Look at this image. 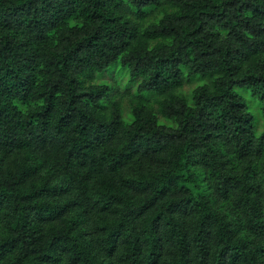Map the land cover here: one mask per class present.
<instances>
[{
	"label": "trees",
	"instance_id": "obj_1",
	"mask_svg": "<svg viewBox=\"0 0 264 264\" xmlns=\"http://www.w3.org/2000/svg\"><path fill=\"white\" fill-rule=\"evenodd\" d=\"M236 86L264 0H0V264H264Z\"/></svg>",
	"mask_w": 264,
	"mask_h": 264
},
{
	"label": "rangeland",
	"instance_id": "obj_2",
	"mask_svg": "<svg viewBox=\"0 0 264 264\" xmlns=\"http://www.w3.org/2000/svg\"><path fill=\"white\" fill-rule=\"evenodd\" d=\"M235 90L237 91L238 94H240V96L246 102L248 110L255 116L257 120L258 132L261 131L264 128V122L263 120H260L261 117H260V107L258 100L252 97L249 90L243 86H236Z\"/></svg>",
	"mask_w": 264,
	"mask_h": 264
}]
</instances>
